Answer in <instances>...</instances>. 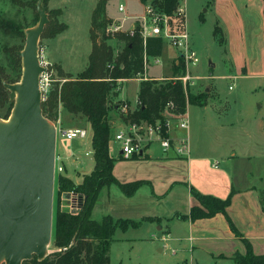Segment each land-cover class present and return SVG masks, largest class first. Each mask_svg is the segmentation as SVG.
Here are the masks:
<instances>
[{
	"label": "rangeland",
	"instance_id": "1",
	"mask_svg": "<svg viewBox=\"0 0 264 264\" xmlns=\"http://www.w3.org/2000/svg\"><path fill=\"white\" fill-rule=\"evenodd\" d=\"M36 1L0 0V20H12L17 26V31L14 32H4L0 28V68L11 81L16 82L21 78V60L20 65L16 64L12 56L14 52L23 49L25 30L38 23ZM181 1L180 5L185 7V19L180 20L176 17L168 24L171 31L178 32L185 29L189 35L191 48L196 52L197 61L186 63L181 58L183 70L180 71V75L189 74L193 77L191 80L193 84L188 88L192 92L208 93L206 105H187L186 107L190 146L198 153L197 155L208 158V161L205 160L207 164L204 170L205 175L213 171L209 165L217 162V170L220 172H225L226 166L229 167L235 185L239 184V178L241 181L248 182L254 178L255 171L262 164L261 158H256V155L264 149L263 136L258 126L261 120L264 122V83L256 90L254 89L256 82L231 75L227 44L221 43L219 36L213 32L216 25L214 14L210 10L205 11L207 7H210L209 2L200 7L201 0ZM96 2L97 0H50L47 3V9H49L48 6L61 9L58 20L67 25L63 32L54 37L40 36L39 38L40 62L46 64L43 66L50 68L48 71L51 74L55 72L52 66L55 63L74 74L86 67L91 51V14ZM119 3L124 5L123 13L117 11ZM108 6L109 13L115 15V19L122 18V15L138 17V19L127 20L125 29L138 24L145 9L140 0H112ZM107 42L111 44L115 54L121 50L124 43L116 37ZM179 58L177 50L167 40H163V54L159 58H147L143 73L136 75L139 81L133 77L125 82H117V86L110 93V102L115 104L125 101L131 109L136 108L137 102L131 104L126 100L116 99L117 96L122 97L128 94L133 98L142 79L154 78L161 81L170 78L171 67L175 61L178 62ZM206 87L207 91L204 90ZM10 113V104L6 102L0 107V120H6ZM165 114L172 115L170 111H166ZM109 116L116 118L115 123L111 124L112 133H114L122 124H117L115 111L110 112ZM52 122L60 128L77 127L87 131L84 138L67 139L60 132L56 136V152L63 157L66 176L80 183L83 175L87 174L94 164L93 155L85 154L91 149L90 124L82 114H72L63 109H59L57 119ZM118 147V143L111 144L110 153L114 155L112 156L113 175L120 182L148 179V183L140 186L138 191L136 190L137 193L133 199H128L115 184L103 186L92 208V218L99 220L104 215H110L113 218L141 220L153 211H159L158 214L168 218L173 217L175 210L185 211L188 192L186 187L171 185L172 179L188 180L189 172L185 165L175 167L172 162L139 163L132 159H121L118 157ZM151 151L164 155L156 143L151 144ZM57 176L58 173H55L54 215L57 204ZM153 194H160L159 200L152 199ZM65 196L62 197L61 207L68 209L73 204L74 195L70 194L69 198ZM173 218L171 221L178 234L181 231L185 233L181 222L175 220L176 217ZM167 220L170 221V218ZM165 222L161 223L163 227ZM159 225L160 223L148 224L143 221L138 228L126 231L117 229L108 252L109 264H213L209 257L193 253L186 241L169 239L166 232L158 229ZM57 250L58 248L54 247L51 241L48 254ZM221 263L225 262L220 261ZM228 264H234L231 258Z\"/></svg>",
	"mask_w": 264,
	"mask_h": 264
},
{
	"label": "trees",
	"instance_id": "2",
	"mask_svg": "<svg viewBox=\"0 0 264 264\" xmlns=\"http://www.w3.org/2000/svg\"><path fill=\"white\" fill-rule=\"evenodd\" d=\"M49 0H42L48 14V22L44 26L41 37H54L64 31L67 25L59 22L61 14L59 8L47 9ZM110 0H97L91 14L90 39L91 51L86 67L76 75L65 72L60 64H52L53 81L46 97L41 102L42 114L51 121L57 119L59 109L72 114H82L91 127V148L93 151V168L84 174L80 183H75L66 176V172L57 176V204L53 216L52 242L58 248L38 260L33 256L24 260L22 264H109V248L113 235L117 229L126 231L137 228L143 221L158 220L156 217L145 216L141 220L130 218H113L104 215L101 219L92 218V208L103 186L115 184L126 196H132L136 190L147 180H132L120 182L113 175L114 159L109 154V143L112 134L110 110L116 104L110 101V93L117 86V78H133L143 73L144 56L157 58L162 53L163 40L157 36H148L145 42L135 27L132 35L117 33L110 36L106 33V26L111 22L106 14V5ZM143 4L149 2L158 12L174 17L181 0H140ZM211 2V1H210ZM264 3V0H263ZM264 13V5H263ZM38 15V14H37ZM39 17V16H38ZM0 28L4 32L17 31L12 20H0ZM214 34L218 35L220 42L223 38L220 28L215 25ZM116 37L124 43L119 52L114 53L107 40ZM13 59L16 64L21 57L14 52ZM181 57L171 67L170 78L161 81L154 78L142 79L137 92L138 106L133 109L124 121L145 120L153 123L155 120L164 121V113L168 103L173 104V113H183L187 105L203 106L207 103L206 92H192L189 85H183L176 79L183 70ZM108 65L111 67L109 68ZM2 81L13 83L0 68V107L9 102V91ZM205 90V89H204ZM138 156V155H134ZM190 193L198 201V205L190 207L187 214H174L179 219L194 221L221 213L224 215L232 232L241 238L245 245L244 254L235 252L230 258L234 264H264V254H255L249 241L238 231L229 217L227 208L231 203L234 190L224 197L203 194L192 185L186 184ZM73 194V204L70 208L61 207L63 195ZM65 199V198H64ZM260 203L264 206V189L260 191Z\"/></svg>",
	"mask_w": 264,
	"mask_h": 264
},
{
	"label": "crops",
	"instance_id": "3",
	"mask_svg": "<svg viewBox=\"0 0 264 264\" xmlns=\"http://www.w3.org/2000/svg\"><path fill=\"white\" fill-rule=\"evenodd\" d=\"M110 1H108L106 5V14L111 19H115V15H111L108 11V4ZM210 1L211 0H201L200 7H202L204 3L209 2L210 7H207L205 11L210 10V12L214 14L216 18V25L220 28V34L223 38V43L226 42L227 44V51L229 54L232 70L231 75L234 77H240L244 80H252L253 82H256V87H254L256 90L261 88L264 83L263 0ZM48 8L52 7L48 6ZM183 8L185 11V7ZM45 48L47 49L46 44ZM162 54L163 48L161 55ZM50 61L53 62L52 60ZM64 71L70 73L66 70ZM77 73L70 74L76 75ZM222 76H224V74ZM136 80L139 81L138 79ZM138 89L136 90L133 98L127 94L126 96L122 97L117 96L116 99L126 100L131 104H136L138 100ZM114 111L117 117V124H121V116L118 114L116 105L110 112L112 113ZM115 120L116 118L111 117V124H114ZM258 126L261 130L264 140V122L261 120ZM184 133L188 136L190 148V153L187 158L176 156L173 153L169 155H162L158 152L154 153L151 151V146H149L142 154L138 156H132L128 159H132L139 163H143L145 161H152L153 163L158 161L161 164L172 162L175 167L180 165H185L187 167L189 172L188 180H171L172 187L175 185H183L188 191L187 208L183 212L175 210L173 217H175L174 214L176 213L187 214L190 207L199 204L196 198L190 193L186 184L192 185L203 194H211L220 198L226 197L230 193L231 189H233L234 193L232 195L231 203L227 208V212L238 231L249 241L253 253L264 254V206H262L260 203V191L264 189V149H261V152L256 155V158H261L260 160L262 161V164L255 171V176H253L254 178L248 182L241 181L239 178V184L237 183V185H235L234 177L230 173V169L228 166H226V164L225 172H220L217 170V162L209 165L210 169L213 171L209 170V174L205 175L204 170L205 165H207L205 160L208 161V158L203 155H197L198 153L195 150H192L189 139V128L186 132H184L183 130H180L172 125L171 134L174 137H179ZM112 143L117 144L116 142L111 141L109 143V154L111 157L114 156L110 153ZM117 153L119 158L125 159L120 155L119 147L117 148ZM90 154L93 155L92 148L90 149ZM74 182L79 183L78 181ZM137 191L132 196L126 197L128 199H133ZM160 196V194H153L152 199L159 200ZM158 212L159 211H153L150 214L145 215L156 217L158 220L145 222L148 224L160 223L158 229L166 232L169 239H173L175 241H186L187 246L193 253L209 257L213 264H220V261L225 262L221 264H228L229 258L235 252L244 254L246 251L245 245L241 238L232 232L224 215L221 213H216L211 217L200 218L194 221L189 219H179L176 217L175 220L181 222V225L185 229V233L181 231L179 232L180 234H178L177 230L173 227V222L171 221L174 218L168 217L170 218V221H168V218H166L167 216L165 217L164 215H160ZM164 222L165 227H163V224H161ZM171 233H173V235H171Z\"/></svg>",
	"mask_w": 264,
	"mask_h": 264
},
{
	"label": "water",
	"instance_id": "4",
	"mask_svg": "<svg viewBox=\"0 0 264 264\" xmlns=\"http://www.w3.org/2000/svg\"><path fill=\"white\" fill-rule=\"evenodd\" d=\"M38 23L25 30L21 78L2 81L13 103L0 120V264H22L48 255L53 232L55 124L42 114L38 42L48 14L36 1ZM208 88H205L207 91ZM66 198L70 194H66Z\"/></svg>",
	"mask_w": 264,
	"mask_h": 264
},
{
	"label": "built area",
	"instance_id": "5",
	"mask_svg": "<svg viewBox=\"0 0 264 264\" xmlns=\"http://www.w3.org/2000/svg\"><path fill=\"white\" fill-rule=\"evenodd\" d=\"M145 9L143 15L139 18V23L129 28L125 29V22L129 19H138V17L123 16L122 18L114 19L109 22L106 26V33L110 36H114L117 33H127L132 35L135 31V27H139V32L145 42L148 36H157L162 40H167L178 52L179 56L186 62H196L197 55L194 49L191 48L189 35L185 31H171L168 24L173 18L178 17L184 19L185 11L184 8L179 5L174 13V17H170L164 13L158 12L149 3L145 4ZM117 11L119 13L124 12L123 3L117 5ZM147 58L144 56V63H146ZM157 61V60H156ZM42 65L43 62H40ZM110 68L111 66L108 65ZM50 68L46 66V71L41 73L39 78V88L41 91L42 100L46 97L47 93L51 88L52 74L48 71ZM139 75V74H138ZM138 79V76L135 77ZM133 78H117L116 81H127ZM182 81L183 85H192V76L186 74L184 76L176 77ZM137 103L139 104L138 100ZM116 108L121 116V124L114 133L111 134L110 141L119 144L120 155L125 158H131L134 155L142 154L147 147L151 146L152 143H156L164 155H169L171 153L176 156L187 158L190 153L188 136L184 133L179 137H174L171 134L172 124L186 132L189 128V121L187 117V112L183 113H172V115H166L164 113L165 119L155 120L153 123L140 120V121H124L123 117H126L133 109L130 108L129 104L125 101L117 102ZM173 109V104L168 103L166 111ZM165 111V112H166ZM55 124V123H54ZM56 135L58 132L65 136L67 139H74L76 137L84 138L86 137L87 131L84 128H60L56 126ZM85 154H90L87 151ZM63 157L59 153H55V165L54 172L58 174L65 173V166L63 164Z\"/></svg>",
	"mask_w": 264,
	"mask_h": 264
},
{
	"label": "bare ground",
	"instance_id": "6",
	"mask_svg": "<svg viewBox=\"0 0 264 264\" xmlns=\"http://www.w3.org/2000/svg\"><path fill=\"white\" fill-rule=\"evenodd\" d=\"M49 247V246H48Z\"/></svg>",
	"mask_w": 264,
	"mask_h": 264
}]
</instances>
